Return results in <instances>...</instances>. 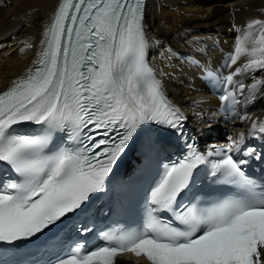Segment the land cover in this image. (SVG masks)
I'll return each instance as SVG.
<instances>
[{"label":"snow or ice","instance_id":"obj_1","mask_svg":"<svg viewBox=\"0 0 264 264\" xmlns=\"http://www.w3.org/2000/svg\"><path fill=\"white\" fill-rule=\"evenodd\" d=\"M144 20L145 0H58L34 66L0 91V164L15 174L0 178V242L30 241L80 210L105 190L114 166L142 134L149 149L162 134H182L185 117L146 59ZM242 56L247 61L222 80L219 99L227 108L245 91L252 99L264 89V78L247 86L237 79L264 72V20L250 21L237 36L226 67ZM238 118L251 120L250 135L264 134V122L248 113ZM22 124L39 127L18 134ZM58 133L73 143L55 144ZM188 147L189 155L158 171L141 227L104 232L92 246L75 242L54 264H116L124 251L147 264H264V184L246 172V159L225 154L208 161ZM245 156L262 158L255 149ZM209 163L211 175L235 194L180 203L195 170Z\"/></svg>","mask_w":264,"mask_h":264},{"label":"bare ground","instance_id":"obj_2","mask_svg":"<svg viewBox=\"0 0 264 264\" xmlns=\"http://www.w3.org/2000/svg\"><path fill=\"white\" fill-rule=\"evenodd\" d=\"M56 2L0 0V89L32 66ZM252 20H264V0L146 1L144 23L157 73L188 122L200 131L209 128L207 121L211 115L206 108L217 102L201 87L196 78L200 68L192 65L189 56L201 55L204 63L209 64L208 54L214 59L218 53L207 45L229 40L237 29H241L243 36V30ZM26 44L31 47L27 48ZM247 59L242 56L237 64L241 66ZM254 78H264V72H257ZM263 97L264 89H261L258 98ZM262 114L257 111L249 115L254 120ZM211 141L214 140L208 142ZM116 264L147 263L121 256Z\"/></svg>","mask_w":264,"mask_h":264}]
</instances>
